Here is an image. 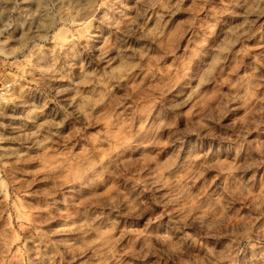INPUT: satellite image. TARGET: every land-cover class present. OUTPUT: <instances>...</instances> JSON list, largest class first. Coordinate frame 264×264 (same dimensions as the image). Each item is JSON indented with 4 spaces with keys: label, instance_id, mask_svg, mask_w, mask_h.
Here are the masks:
<instances>
[{
    "label": "rangeland",
    "instance_id": "rangeland-1",
    "mask_svg": "<svg viewBox=\"0 0 264 264\" xmlns=\"http://www.w3.org/2000/svg\"><path fill=\"white\" fill-rule=\"evenodd\" d=\"M0 264H264V0H0Z\"/></svg>",
    "mask_w": 264,
    "mask_h": 264
}]
</instances>
